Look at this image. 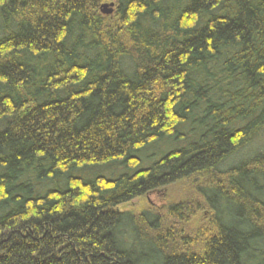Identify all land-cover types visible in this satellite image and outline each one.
<instances>
[{
    "label": "trees",
    "instance_id": "obj_1",
    "mask_svg": "<svg viewBox=\"0 0 264 264\" xmlns=\"http://www.w3.org/2000/svg\"><path fill=\"white\" fill-rule=\"evenodd\" d=\"M263 129L264 0H0V264H264Z\"/></svg>",
    "mask_w": 264,
    "mask_h": 264
},
{
    "label": "rangeland",
    "instance_id": "obj_2",
    "mask_svg": "<svg viewBox=\"0 0 264 264\" xmlns=\"http://www.w3.org/2000/svg\"><path fill=\"white\" fill-rule=\"evenodd\" d=\"M107 9L110 8L108 7ZM104 15L106 16V14ZM259 150H264V129L252 142V144L249 145V147L243 149L240 155L247 156L250 151L254 153ZM186 198L189 200H193L196 199V196L191 190H188L182 184H175L170 187L159 189L156 192L150 193L145 197L134 199L131 202L125 204L122 208L134 212H139L142 210H153L155 212L160 211L162 214H165V210L169 205ZM202 215V213H197L194 219L190 221L189 225H187L190 231H195L196 228H199V226L203 222Z\"/></svg>",
    "mask_w": 264,
    "mask_h": 264
},
{
    "label": "water",
    "instance_id": "obj_3",
    "mask_svg": "<svg viewBox=\"0 0 264 264\" xmlns=\"http://www.w3.org/2000/svg\"><path fill=\"white\" fill-rule=\"evenodd\" d=\"M110 6H111V8L113 7L112 4H111ZM107 8H108L107 5H103V6H102V9H101V12H102L103 14H106V15L110 14V13L112 12V10H111V9H107Z\"/></svg>",
    "mask_w": 264,
    "mask_h": 264
}]
</instances>
